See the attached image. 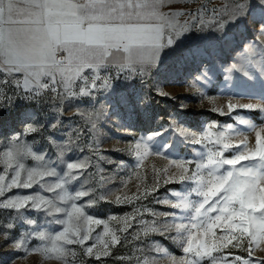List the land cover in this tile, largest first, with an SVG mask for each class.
Segmentation results:
<instances>
[{"label": "snow or ice", "instance_id": "1", "mask_svg": "<svg viewBox=\"0 0 264 264\" xmlns=\"http://www.w3.org/2000/svg\"><path fill=\"white\" fill-rule=\"evenodd\" d=\"M253 5L264 11V0H247L246 4L243 0H231L223 11L209 10L205 3L176 11L171 0H0V88L14 85L15 89L22 91L25 99L38 103L43 99V90L54 95L58 102L72 103L84 97L94 100V93L110 92L111 80L117 78L101 75L102 70L111 67L113 53H121L127 60V63L118 65V76L122 75L124 80L137 76L146 82L168 50L179 48L189 33L209 30L222 33L228 23L247 15ZM165 7L167 11L163 10ZM177 17H184V23L180 24ZM256 32L258 39L245 43L237 52L245 54L243 62L234 55L233 63L220 66L226 83L231 80L233 72L248 79L264 78V21L257 25ZM196 78L210 81L207 65L201 67ZM157 93L161 94L159 89ZM2 105L3 98L0 97V108ZM238 109L259 110L264 114V103L240 104L229 98L226 110L221 108L218 114L233 116ZM233 119L248 130L242 131L233 123L220 125L227 134L225 130H217L213 140L209 131L198 135L178 126V135L192 145H202L204 151L198 152L193 160L165 156L169 165L179 170L178 174H170L167 169H154L150 185L142 187L138 184L131 196L117 195L109 201L134 206L133 212L124 217L111 216L108 220H101L86 213L85 207H91L98 200H107L118 191L107 189L98 197L93 195L96 188L90 185L92 174L86 175L88 168L94 165L89 156L67 162L66 170L62 167L60 171L58 165L65 164L63 151L55 161L46 160L43 155L36 156V160L44 162L40 169H25L19 162L14 167L7 164L4 172L8 173L11 168L12 174L10 180H6V175H0V209L14 210L19 216L22 209L40 210L44 204L49 212L54 210L63 214L64 218L56 217L54 223L64 227L55 235L33 229L12 239L10 230L14 225L9 223L7 230L3 231L4 242L12 240L10 245L24 251L25 255L40 251L55 255L63 264H84V257H92L103 264L102 258L111 256L113 249L127 241L129 235L140 238L139 231L129 232L134 225H139L145 235L149 231H159L161 235L173 238L174 230V239L180 242L187 255L172 257L173 264H264V127L257 130V125H250L239 113ZM216 123H209L206 127L213 129ZM56 126L55 123L51 125ZM92 126L94 128L95 124ZM38 130L32 124L26 128L27 132ZM252 132L255 133L254 144L249 140ZM155 135L141 137L135 142L132 151L138 163L149 154L164 156L150 147L149 141ZM233 137L237 142H233ZM13 151L19 155L20 146L13 145L12 151L6 155L11 158ZM125 167L123 161L117 164L120 170ZM21 170L26 173L25 178H22ZM45 177L54 179L46 180ZM82 177L80 187L70 191V186ZM174 182H191L192 187L187 194L179 195L177 202L160 198L156 203L170 205L184 213L183 219L188 223H169L177 212H152L154 217L159 215L163 219H154L151 223L144 220L141 206L136 202L158 192L162 184ZM104 184L101 176L100 186ZM33 185L51 193L52 197L39 194L5 196L14 187L28 189ZM172 194L177 195L174 191ZM83 197L90 198L86 204H79ZM149 211L143 208V212ZM109 221L122 226L110 230ZM102 224L103 232L93 235L92 226ZM32 235L45 242L43 248L28 246ZM90 240L91 244L86 243ZM72 245L78 249L70 247ZM234 249L245 256L234 253ZM257 250L262 255L255 256ZM157 251L163 250L158 248ZM137 264L151 262L137 257Z\"/></svg>", "mask_w": 264, "mask_h": 264}, {"label": "rangeland", "instance_id": "2", "mask_svg": "<svg viewBox=\"0 0 264 264\" xmlns=\"http://www.w3.org/2000/svg\"><path fill=\"white\" fill-rule=\"evenodd\" d=\"M243 2L246 4L247 0ZM200 3L207 4L209 10L217 8L223 11L224 6L230 4L231 0H171V4L176 6L173 10L176 11H182L187 7L195 8ZM163 10L167 11L168 8L165 7ZM176 19L183 24L185 18ZM262 21L264 11L257 10L253 5L247 15H241L234 23H228L222 33L212 30L189 33L179 48L168 50L163 62L146 82L137 76L124 80L122 75L118 76V67L102 70V76L117 78L111 80L113 87L110 92H96L94 100L84 97L72 103L58 102L54 95L43 90L41 92L43 99L38 103L25 99L22 91L15 89L14 85L12 88H0V97L3 98V105L0 108V175H6V180H10L11 168L8 173L4 172V168L7 164L14 167L17 162L24 164L25 169H40L44 162L35 159L40 155L46 160L55 161L63 151L65 164L58 165V171L63 170L62 167L66 170L67 162L89 156L94 165L88 168L86 175L92 174L90 185L96 188L93 195L98 197L107 189L118 191L113 192L107 200H98L91 207H85L86 213L101 220L131 214L133 205H117L109 201H113L117 195L131 196L136 192L138 184L142 187L144 184L150 185L154 169H167L170 174L174 172L178 174L179 170L169 165L165 156L193 160L197 158L198 152L204 151L202 145H192L178 135V126L198 135L209 131L215 140L217 130H225L227 134V130L220 129V125L233 123L242 131L248 130L233 119L239 113L250 125H257V130L264 127V114L259 110L238 109L233 116L218 114L221 108L226 110L229 98L233 103H264V78L255 76L248 79L240 73L233 72L231 80L226 83L220 67L233 63L234 55L243 62L245 54L237 52L245 43L258 39L256 28ZM256 59H259V56ZM203 65L209 68L210 81L196 78ZM157 89L161 94L157 93ZM213 108L217 111L213 112ZM102 111L106 114L100 115ZM212 122L217 123L213 129H208L207 124ZM54 123L57 125L55 128L51 127ZM29 124L39 130L27 132ZM150 134H157L149 141L151 149L164 156L149 154L142 163H138L132 149L137 140ZM249 140L251 144L255 143L254 132L250 134ZM233 142H237L236 137H233ZM13 145L20 146L21 151L19 155L13 151L10 158L6 153L12 151ZM81 148L83 151H80ZM121 161L126 166L124 170L117 168ZM189 167L192 168L194 165ZM21 173L22 178H25L24 170H21ZM101 176L105 180L103 187L100 186ZM82 179L83 177L73 183L70 191L77 190ZM191 187V182L162 184L158 192L146 200L136 202L141 206L143 219L151 223L154 219H163L159 215L154 217L152 212L158 214L177 212V216L170 218L169 223L181 221L188 223L183 219L184 213L171 208L170 205L156 203V200L163 198L177 202L178 196L187 194ZM172 191L177 195H173ZM16 194L52 197L51 193L42 191L38 185L28 189L14 187L6 192L5 196ZM89 198L83 197L78 203L86 204ZM47 207L44 204H41L40 210L28 207L22 209L19 216L14 210L0 209V264H63L55 255H45L42 251L25 255L24 251H18L10 245L12 240L4 242L3 231L7 230L9 223L14 225L10 230L12 239L26 235L33 229L53 235L63 231V225L54 223L56 217L64 218L63 214L54 210L49 212L46 210ZM143 208L151 211L143 212ZM28 220H32L33 223H27ZM121 226L116 221H109L110 230ZM92 227L93 235L103 232V224ZM134 231H139L140 238L136 239L134 234L129 235L127 241L113 249L111 256L102 258L103 264H137V257L141 260L147 258L151 264H173L172 257L181 258L187 255L183 253L180 242L174 239L176 235L174 230L171 234L173 238L161 235L159 231H149L145 235L140 231L139 225L129 229L130 233ZM44 243L35 235L28 239L30 248H43ZM86 243L91 244L92 241ZM70 247L78 249L76 245ZM158 248L163 251L158 252ZM233 252L245 256V253L238 249H234ZM260 255L262 253L257 250L255 256ZM68 259L71 260V257ZM83 259L84 264H101V261L92 257Z\"/></svg>", "mask_w": 264, "mask_h": 264}, {"label": "crops", "instance_id": "3", "mask_svg": "<svg viewBox=\"0 0 264 264\" xmlns=\"http://www.w3.org/2000/svg\"><path fill=\"white\" fill-rule=\"evenodd\" d=\"M163 59L161 60V63L163 62ZM110 63H111V67H118V65H120V64L127 63V60L123 54L113 53Z\"/></svg>", "mask_w": 264, "mask_h": 264}]
</instances>
